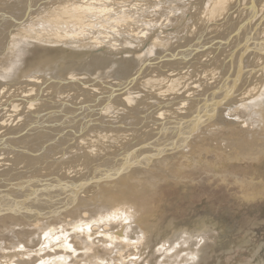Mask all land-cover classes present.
<instances>
[{
  "label": "bare ground",
  "instance_id": "obj_1",
  "mask_svg": "<svg viewBox=\"0 0 264 264\" xmlns=\"http://www.w3.org/2000/svg\"><path fill=\"white\" fill-rule=\"evenodd\" d=\"M2 1L0 3V40L2 41H0V80L8 79V82L0 85L9 88L19 86L21 92H6L0 99V212L5 216L2 220L9 223L8 225L17 226L19 231L17 233H21L22 236L19 234L21 237L12 236L13 238L7 239L10 241L8 244L1 242L0 258L6 257V259L0 264H77L95 247L110 250L115 248V245L124 248V251L115 252L114 255L99 260L101 264H136L140 260L142 241L146 236L143 224L152 218L156 206L158 187L154 184L157 180L170 177L176 181L180 168L198 166L195 157H198L200 152L204 155L207 153V158H210L213 164L223 165L225 162H232L242 164L243 169L252 168V165H259L264 160V0H215L218 1L220 15L216 14V20H212L211 27L207 26V23L202 25L200 22L197 23L198 28L193 29V24L190 23L183 26V33L180 34L179 23V29L175 30L181 35L178 42L173 31L166 33L164 30L162 36L158 35L156 39L152 37L155 41L149 45L146 44L149 39L144 41L147 37H139L140 43L146 45V50L141 56L145 54L146 57L144 56V60L140 58L138 60L140 63L136 62L133 65L132 68H135L132 72H134L129 73L128 77L117 78L113 82L110 80L109 83L106 80H113L114 77L99 79L96 76L92 77L93 73L81 76L72 71L68 77L40 75L41 71L35 76L40 69L38 68L37 72L34 71L36 72L34 76L31 75L21 83L18 82V85L13 81L17 75L15 71L19 66L18 62L23 59V52L27 48L25 46L31 45L23 42L25 37L17 39L21 31L25 32V27L31 29L29 28L31 25L42 23L43 19H46L45 24L56 22L55 26L50 23V28L46 24L47 29H50L47 30L49 32L46 29L42 34L36 32L40 37L35 33L36 37L31 34L35 40L38 39V42L46 45L63 42L64 46H74L73 44L77 45L85 38L97 36L103 32L101 29L108 33L109 28H114L112 30L118 37H114L112 41H117L118 38H127L131 21L136 20L134 12L131 14L129 11L132 6L134 7L131 3L135 0H23L20 13L17 14L19 0ZM183 1H186L187 7L193 6L192 9L189 7V10H185L189 14L193 13L191 17L196 21L202 18L204 10H200L203 7L196 9L195 7L201 6L200 2L207 7L208 3L214 0L207 3H205L207 0ZM178 2L179 0H139L136 2L139 5L136 6L143 9L150 8L149 10L156 9L158 15H164L165 11L168 12V9L163 8L164 6L167 8L168 3H173L169 7L173 10ZM190 10L193 12L191 13ZM49 11L50 17L47 15ZM41 13H44L43 16L39 15ZM147 16H151L152 20V16L155 15L152 11ZM100 21H105L107 24L101 25ZM4 22L6 25L3 26ZM197 24L195 23L194 26ZM150 25L148 27H152ZM190 28L193 29L190 30L191 32L188 31ZM27 29L26 32L29 33ZM163 29L162 26L161 31ZM150 32L152 33L153 30ZM189 36L192 37L188 39ZM168 38L169 40H166ZM162 39L165 41L161 47ZM92 40L85 41L87 45L82 46L88 47V43ZM106 40L111 43L110 39L106 38L93 42L98 43V46L102 45V51H105L106 55H111L110 47L114 48L118 43L109 47V44L106 45ZM127 40L130 41V37ZM166 41L170 44H166ZM21 61L20 63H23ZM207 72L211 74L206 76V85L205 79L201 77ZM187 74L190 75L186 78ZM184 77L186 81L182 86L179 82ZM190 84L196 86L201 84L203 88L201 85L198 88L196 86L191 88ZM97 86L100 88V91L97 90L99 92L96 91ZM27 115H30L31 119ZM68 119L71 120L68 122ZM56 120L60 121L56 124L59 126L49 128L47 133H56L53 138L59 137L60 147L57 144L56 148H47L46 143H52L49 141L52 136L37 149V146L30 147V144L22 140L24 136H32V133L26 132L28 129L39 132L54 124ZM9 121H14L13 125H18L20 129L14 128L13 133L6 130L4 126ZM209 131L226 135L230 137L229 140L232 139V142L236 140L235 138L245 142L252 136L254 146H250L252 144L250 139V145L246 146L240 142L243 144L242 147L237 150L235 145L236 148L233 147L230 153H226L227 150L223 153L224 150L209 149L207 146L199 148L200 152L195 151L199 140L205 141L204 138L207 136L204 135H208ZM14 138L17 139L10 141ZM77 150H83L84 154L89 153V159L94 157L90 160L94 168L86 169L83 175L72 179H62L58 175L54 180L42 178L37 180L35 176L29 178V174L26 175L27 170L32 173L30 176L40 171L41 158L39 159L38 156L41 153L53 154L46 159L52 162V165L57 160L60 161L63 154L72 151L77 153ZM96 155H99L102 161H97ZM180 157L182 161L173 162L175 165L169 167L171 169L169 174L163 172L156 176L152 174L140 178V171L154 172L157 170L152 169L155 168V164L170 165L172 160ZM22 158L26 161L25 164L24 162L19 164L20 167L16 163ZM12 163L17 166H11ZM97 163L101 165H96ZM44 167L46 168L45 164ZM104 180L109 183H105ZM115 181H121L127 187L135 185L136 181L139 194L133 195V199L124 201L120 198L125 193L121 192L118 195L111 192L115 200L109 199L107 205L103 204L104 207L89 210L81 208L84 206L83 202L85 203L81 197L96 198L101 192L108 191L105 189L107 187L104 188L105 185ZM249 181H251L250 177ZM103 188L105 191H102ZM246 195L242 198L245 202L254 196ZM119 200L121 205L116 207L115 201L119 202ZM77 208L81 211L83 209L85 215L81 214L80 210L76 211ZM121 216L129 226L114 221V217L119 219ZM12 234L14 235V231L11 232ZM172 250L171 254L163 255L159 264H188L189 261H194L198 253V250H195V253L185 254L187 245L183 242L178 243Z\"/></svg>",
  "mask_w": 264,
  "mask_h": 264
},
{
  "label": "rangeland",
  "instance_id": "obj_2",
  "mask_svg": "<svg viewBox=\"0 0 264 264\" xmlns=\"http://www.w3.org/2000/svg\"><path fill=\"white\" fill-rule=\"evenodd\" d=\"M135 1L137 2L139 0H135ZM135 1H133L131 4H133L134 7H136V8H134L132 6L131 7L132 9L130 8V10H129L131 12V14H133V12H134L135 18H136V20L133 19L131 21L130 29L128 30L129 33H127V38L130 37V41H128L127 38H125V39L124 38H118L117 41H112L116 37H118L116 35L115 31L112 30L114 28H111V29L109 28L108 30L110 32L108 31V33L104 32V30L100 28L103 32H100L99 34L104 33V35L102 34L103 37L108 39V40L110 39L109 41L111 43H108V41L106 40V45L109 44L108 46L110 47V45H115L116 43H118V45L115 46L114 48L110 47V49L112 48L111 52H110V54L112 53L111 55H109L108 53H107L108 55H106V52L102 51L103 50L102 45L98 46L99 45L98 43L94 44V42H97V41L99 42V39H104L103 37L101 38L102 35H99V34L97 36L96 35L92 36V37H94V39L96 36V39H95L96 41H94V39L92 37H88L89 40H87L88 38H85L87 41H90L92 39H93L92 42L94 41L93 43L89 42L88 47H85V48H84V46H82V45L86 44V42H87L85 39H83V41H81V43L79 41V44H77V45L73 44L74 46H64L63 42H52V44L47 43V45H46L42 42H38L37 41L38 39L35 40V37L36 36L40 37L39 34H42L45 31V29L47 31L50 28L49 26L51 24H52V26H55L56 22L55 23L47 22L46 24H48L47 25L49 27L48 29H47V26L44 22V20H46V19H43L42 23L36 24L38 26V28H36L37 26L34 24L31 25L30 27L28 26L31 29H27V27H25V32H24V30L20 32L21 36L23 33H24V35L22 37H20V35L18 34L17 39L25 37L26 39L23 42L27 43V44L30 43L31 45L25 46V47H27L26 49H28V50H26V49L24 50V52H23L24 55L22 54L23 55L22 61L20 59V61L23 63H20V61L18 62L19 66H18V69L15 71V72H17V73H15L17 75H15L16 78L13 81L17 82L16 85H18V82L21 83L22 80H25V79L31 77V75L34 76L35 73L37 72L38 68H40L35 76L39 75V72L41 71L40 75L41 74H44L46 76H48V75L49 76H59L60 75L61 77H64V76L68 77L69 74H72L71 73V71H72V72H76V73L80 74L81 76H85V75H88L90 73L91 74L93 73L92 77L96 76V77H99V79L107 78V77H114L113 80L112 79H108V81L106 80V82L110 83V80L113 82L117 78L128 77V75H130L129 73H131L132 70L135 68V67L132 68L133 65L136 64V62H139L138 60L140 58L142 60H144L143 59L144 56L146 57L145 54H144V56H141L146 50V45L140 43L141 41H140L139 37H143V36L147 37V38H144V37L143 38H144V41L149 39L148 40L149 43L148 42L146 43L147 45H149L150 43L152 44V41H155V39L158 35L162 36L163 34H161V33H164V30L166 33L167 32L170 33L173 31V34H176L174 36H176V39L178 42V39L181 36L180 34L183 33V26L184 25L187 26V25H190V23H191V24H193V26H192L193 29H194V27H195V29H197L198 28L197 23L201 22L202 25L203 24L206 25V23H207L208 24L207 26L210 25V27H211L212 20L213 21L216 20L215 18L220 13V9L218 8V4H217L218 1L215 2V0L212 1V3H210L212 6H210V4L208 3V5L206 4L207 7H205V5L203 6L202 2H200L201 6L199 5V6L195 7V9L198 7H203V9L201 8L200 10H202V11L204 10V12H205V13L203 12V16H201L202 18H198V20H196V21H195V19L193 20L191 17V15H193L192 12L194 9L190 10L192 14H189L188 11H186L189 7H190V9H192L193 6L187 7V5L185 3L186 1H183V0H179V2L177 4V6H179V7L174 6V8H172L174 11L170 10V8H169V7H171V5L173 3H170L171 5L168 3L167 8H166V6H164L163 7L164 9H168V12L165 11L166 15L165 14L164 15L163 14L158 15L157 14L158 12L156 9L149 10L150 8L149 9L148 8L143 9L139 6H136L139 4L136 3ZM198 1L199 0H197V2ZM2 2L3 1L0 0V3H2ZM207 2H210V0L205 1V3H207ZM5 3H7V2H5ZM41 3H43V2H41ZM175 3H177V1H175ZM22 4H23V0H19V5L17 7L16 14H17V12L20 13V9H21ZM52 7L53 6H51V8ZM137 7H138V9H137ZM140 9L141 10L143 9V10L141 11ZM144 10H146V11H144ZM218 10H219V12H217ZM150 11L151 12L153 11V14L155 15V16H152V20H151V16L150 17L147 16V15H149V13H151ZM137 13H139V14H137ZM146 13H148V14H146ZM176 13H177V16H175ZM43 14L41 13L39 15L43 16ZM181 14H182V16H180ZM216 14H217V16H216ZM47 15H49L48 17H50L51 12L49 11V14H47ZM172 15H174V17ZM178 15L180 16V18ZM138 16H140V18H137ZM212 16L214 17V19ZM205 17H206V20H205ZM52 18L54 19V17H52ZM155 18L158 19L160 22H158V20L156 21ZM188 18H189V21H188ZM207 18L209 20L211 19V21H209ZM170 19H171V21H170ZM100 20H101V18H100ZM101 21H100L101 25L107 24L105 21H104L105 23L101 22ZM172 21H173V23H171ZM184 21H186V23ZM139 22L141 25L139 24ZM146 23H147V25H146ZM150 23L152 25H150ZM169 23H170V25H169ZM195 23L197 24V26H194ZM178 24H179L181 29H179ZM4 25H6L5 22H4L3 26ZM149 25L152 27H148ZM153 25H155V26H153ZM161 25L164 27V29L162 31H161V28H162ZM141 27H143V28H141ZM42 28H44V30H41ZM147 28H149V29L151 28L150 31L153 30V32L151 33L149 31V29L147 30ZM26 29H27V31H29V33L26 32ZM176 29H179L180 31L182 30L181 32L179 31L180 34L178 33V31L175 32ZM191 29L192 28H190L188 31H190ZM30 31H31V33H30ZM130 31H131V33H130ZM188 31H186V32L187 33L191 32V31L190 32H188ZM36 32H38L39 34L37 35ZM47 32H49V31H47ZM34 33L36 34V36L34 35ZM31 34H33L35 37L33 38V35H31ZM128 34H130V35H128ZM25 35L29 36V37H26ZM30 35L32 37H30ZM105 35H106V37H105ZM195 35H196V33L192 36L194 37ZM98 36H100V37H98ZM132 36L133 37L135 36L136 38L134 39ZM192 36H189L188 39H190ZM152 37H155V39ZM14 38H15V36L13 37V39ZM0 39H1V37H0ZM166 40H169V38ZM118 41H120V43ZM164 41L165 40L162 39V42H160V46H161V44H163ZM1 42H0V45H1ZM133 42H135L134 43L135 45L133 44ZM11 43H12V41H11ZM11 43H10V45H11ZM165 43L170 44L169 41H166ZM139 44H140V46H137ZM69 47H72V48L74 47V49L69 48ZM105 62L107 63V65H104V64H106ZM139 63H137V64H139ZM23 66H24V68H23ZM39 66H41V67H39ZM42 66H43V68H42ZM21 68L23 69V71ZM34 71H36V72H34ZM86 71H87V73H86ZM210 74H211L210 72H207V74H203L205 76H202L203 78L201 77V79H203V80L205 79L204 83L207 81L206 76L208 77V75H210ZM188 75H190V74H187L186 78L189 77ZM89 76H91V75H89ZM211 77H212V75H211ZM186 78L185 77L183 79L181 78L182 81L179 83L182 86H184ZM12 79H10V80H12ZM200 80H199V82H200ZM6 82H8V79L0 80V84L6 83ZM201 82L203 83V81H201ZM179 83H177V85H179ZM200 85L196 86L195 84H193V85H191V88H193V86L194 87L196 86L198 88V87H200ZM203 86L201 88H203ZM18 87L19 86L9 88L7 86L4 87V86L0 85V90H1L0 91V99H2L4 97V95H5L4 93H6V92L7 93H9V92L19 93V91L21 92V90H20L21 88L18 89ZM176 87L179 88V86H176ZM95 88H96V86H95ZM16 89H18V90L15 91ZM2 90H4V91H2ZM97 90L100 91V88H98V86H97L96 91ZM200 90H202V89H200ZM99 91H97V92H99ZM207 91H209V90H207ZM29 116L30 115H27V117H29ZM231 116H233V115H231ZM70 120L71 119H68L67 121L69 122ZM56 121L54 122L55 125L51 124V125H49V127H46L45 129H43L39 132H37L36 130L28 129L26 132L32 133V136H30V137L24 136V138L22 140H24L27 144H30L29 145L30 147H32V146L36 147L37 146L36 147V149H37L40 144H43L46 142V140H49V139H47L48 137L52 136V137H50L51 140H49V141H52V143L51 144L46 143L47 148L48 147L56 148L55 145H57V144L60 147V144H59L60 142L58 139L59 137L56 136L53 138V135L55 136L56 133H54V134L47 133L49 128L51 129L52 127L55 128V127L59 126L56 124H58V122L60 123V121L59 120H56ZM14 123H15L14 121L13 122H10V121L7 122V124L4 126L5 129L11 133L14 132V128H16V127L20 129V127L18 125L14 126L13 125ZM10 125H12V126H10ZM78 125L80 126V124H78ZM79 126L76 125V127H79ZM23 128L21 127V129H23ZM34 129H36V128H34ZM135 131H136V129H135ZM136 132H138V130ZM210 132L211 131L207 132L208 135H204V136H207L209 138L205 137L204 138V140L206 139L205 141H202V140H199L200 142L198 141L199 143H197V146L195 147L196 149H194L195 151H199V148L201 149L204 146H207V147H209V149H215V150H221V151L224 150L223 153L227 150L226 153L227 152L230 153L231 149H234L233 147L236 148V146H237L236 149L238 150L239 148L242 147L243 144L246 146L250 145L251 144L250 139L254 138L247 133L248 136H250V137L247 138L245 140V142L240 140V138H238V139L235 138L237 141L233 140L235 142L234 143V142H232V139L229 140L230 137L228 138V136H226V135L214 134V132H211V133ZM144 137H145V135H144ZM215 137L217 140H215ZM25 138H31L34 140H30V139L27 140ZM55 138H57V139H55ZM224 138H225V141H224ZM226 138H228V139L226 140ZM16 139L17 138H14V139H11L10 141H15ZM145 139L143 138V140H145ZM220 140H221V142H220ZM201 141H202V143H201ZM226 141H228V142H226ZM240 142L241 143L243 142V144H240ZM251 142H252V144L250 146L253 147L254 146L253 145V139H251ZM262 142H263V140H261L260 143H262ZM212 143H213V145H212ZM220 143H222V144H220ZM223 143H225V145ZM49 144H50V146H49ZM15 146H17V144ZM15 146H13V147H15ZM42 146L44 147L45 145H42ZM240 150H242V149H240ZM200 153L201 154H199L198 157H195L198 166H192V167L186 166V167L180 168L178 171L179 176H177L178 179L176 181H175V179H171L170 177H167V178L163 177V178H160L159 180H157L158 181V182L156 181L157 183L155 182L154 185L158 187L156 190L158 198L155 202L156 206H155V209L153 211L152 218L149 219L148 221L144 222V224H143L144 229H145L144 233H146V236H145L144 240L142 241V246H141L142 251L139 254L140 260H138V262L136 264H147V263L148 264H159V263H161V259L163 258V255L165 254V256H166V255L171 254L173 252L172 249H175L177 244L180 242H183V244L186 243L187 252L185 254H187V255L190 252L195 253V250H198L197 256H196V258H194V261H191V262L189 261L188 264H264V160L261 163H259V165L255 164V165H252L253 166L252 168L243 169L244 167H242V164L240 165L238 163L234 164L232 162H225L223 165L213 164V161H211L210 158H207V156H206L207 153H206V155H204L203 152H200ZM39 154L40 153H37V155H39ZM41 154L43 155V153H41ZM44 154H45V152H44ZM46 154L43 156L42 155L38 156L39 159L41 158L40 159V161H41L40 171L38 170V172H36V174L34 172L32 176H30L32 173L29 170L26 171V173H27L26 175L29 174V176H28L29 178L35 176V178L37 180H41V178L54 180L59 175V177L61 176L62 179L63 178L72 179L75 176L83 175L84 172L86 171V169L94 168L92 161H90V160H93L94 157H93V159L92 158L89 159V156H88L89 153L84 154L83 150H81V151L77 150V153L75 151L65 153V154H63L64 156H63V158L60 159V161L57 160L56 163L52 164V165H51L52 162H50L46 159L50 156L52 157L53 154H50V153L49 154L46 153ZM202 155L204 158L202 157ZM44 156H46V157H44ZM90 156H92V154ZM98 157H99V155H96L97 161L98 160L102 161L101 158L100 157L98 158ZM25 161L26 160L24 158H22V160H20L21 163L19 161H17L16 164L18 166H20L21 164H23L22 162H24V164H25ZM181 161H182V158L180 157L178 159L172 160L171 163H169L170 165H167V163L166 164H160V163L155 164V168H152V169H153V171H154V169H157V170H155L154 172H152V171L151 172L150 171H147V172L140 171V174H141L140 178L143 179L145 177L151 176L152 174H154L156 176L159 173H163V172H164L163 174L167 175L171 172L170 171L171 169H169V167H172L175 165V163H173V162H181ZM42 162L45 164L46 168L44 167V164H42ZM16 164L12 163L11 166H17ZM8 165H9V163H8ZM96 165H101V164L97 163ZM226 165H229V166H226ZM35 166H37V165H35ZM35 166H33V169H35ZM221 167L223 169H221ZM27 168H29V166H27ZM68 171H69V173H68ZM165 171H167V172H165ZM63 174H64V176H63ZM140 174L138 173V176ZM69 175L72 177H70ZM155 176H154V178H155ZM28 177H26V178H28ZM249 177H250L251 181H249ZM85 178H88V177L85 176ZM16 179H18V178H16ZM104 182L109 183V181H105V180H104ZM144 183L149 185L147 182H144ZM134 184L135 185H133V186L130 185V187L123 185V183L121 181L120 182L115 181L110 185L107 184L104 186V188L107 187L105 189H107L108 191H105L103 188L102 191H105V192H103V193L101 192L100 196H98L96 198L94 197L93 199L91 197H89V198H86V197L82 198L81 197V199H83V201H85V203L83 202V205L85 207L82 206L81 208H83V209L85 208L86 210L88 208V210H89V209H93V208H98L100 206L104 207L105 204L107 205L108 202L110 201L109 199L115 200L114 197H112L114 194L112 193V195H111V192H114L116 194L121 193V192L125 193L124 196H122L120 198V200L122 199L124 201H128L129 199H133V197L136 196V194H139V188H138V186H136L137 182L135 181ZM107 194H109V195H107ZM246 194L254 195L253 197H250V199H253V200L249 199L248 202H245L242 198L246 197L247 196ZM110 196H111V198H110ZM115 196H117V195H115ZM120 200H119V202L115 201L116 207L121 205ZM87 201H89V203ZM93 202H96V204ZM258 203H260V204H258ZM103 204H104V206H103ZM83 209L81 211L79 208H77L76 211L80 210V213L85 215ZM2 214L3 213L0 212V225H1L0 230L2 229L0 231L1 232L0 233L1 234L0 235V244H1V242L3 244H8V242H10L8 240L13 238L12 236L21 237L22 235H21V233H17V232H19L18 229L16 228L17 226L14 227L12 224L8 225L9 223H6V221L2 220V217H5ZM114 218H115L114 221L117 220V221H120L122 224H124V226H129V224L127 225L128 222H126V220L125 221L122 220L123 219L122 216L119 219L117 217H114ZM19 220H21V219H19ZM68 220H70V219H68ZM15 230H16V232H15ZM7 231H9V232L6 233ZM13 231H14V235L13 234L11 235V232H13ZM15 233L17 234V236ZM18 234L21 236H19ZM184 234H186L185 235L186 237L184 236ZM2 238L4 239V241ZM167 240H168V242H167ZM23 241H24V239H23ZM170 247L171 248L173 247V248L171 249ZM143 248H145V249H143ZM105 249L106 248L95 247L93 250L88 252V254H87L88 257L85 256L86 258L84 257L77 264H101L100 261L104 260L106 257L114 255L115 252H118V253L121 252L122 253V251H124V248L121 249L120 246H116V245H115V248H110V250L109 249L105 250ZM160 249H161V252H160ZM91 252H92V254H90ZM99 256H100V258H99ZM189 257H193V256H189ZM5 259H6V257L0 258V263L4 262Z\"/></svg>",
  "mask_w": 264,
  "mask_h": 264
}]
</instances>
